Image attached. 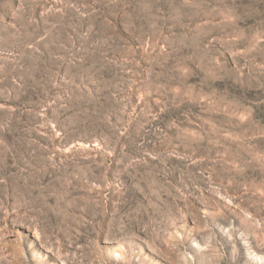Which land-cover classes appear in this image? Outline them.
<instances>
[{
	"label": "rangeland",
	"instance_id": "obj_1",
	"mask_svg": "<svg viewBox=\"0 0 264 264\" xmlns=\"http://www.w3.org/2000/svg\"><path fill=\"white\" fill-rule=\"evenodd\" d=\"M0 264H264V0H0Z\"/></svg>",
	"mask_w": 264,
	"mask_h": 264
}]
</instances>
